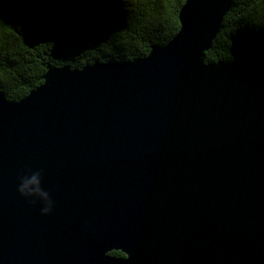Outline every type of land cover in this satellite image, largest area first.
Segmentation results:
<instances>
[{
  "label": "water",
  "instance_id": "1",
  "mask_svg": "<svg viewBox=\"0 0 264 264\" xmlns=\"http://www.w3.org/2000/svg\"><path fill=\"white\" fill-rule=\"evenodd\" d=\"M231 6L185 0L145 57L0 94V264H264V68L205 62ZM34 170L47 217L16 191Z\"/></svg>",
  "mask_w": 264,
  "mask_h": 264
},
{
  "label": "trees",
  "instance_id": "2",
  "mask_svg": "<svg viewBox=\"0 0 264 264\" xmlns=\"http://www.w3.org/2000/svg\"><path fill=\"white\" fill-rule=\"evenodd\" d=\"M185 0H24L12 24L0 20V94L19 101L50 68L145 57L177 34ZM264 68V0H232L206 63ZM111 255L123 257L121 252Z\"/></svg>",
  "mask_w": 264,
  "mask_h": 264
},
{
  "label": "clouds",
  "instance_id": "3",
  "mask_svg": "<svg viewBox=\"0 0 264 264\" xmlns=\"http://www.w3.org/2000/svg\"><path fill=\"white\" fill-rule=\"evenodd\" d=\"M16 191L28 203L38 206L42 217L49 216L55 207L50 192L42 187L41 170L29 171L18 178Z\"/></svg>",
  "mask_w": 264,
  "mask_h": 264
},
{
  "label": "rangeland",
  "instance_id": "4",
  "mask_svg": "<svg viewBox=\"0 0 264 264\" xmlns=\"http://www.w3.org/2000/svg\"><path fill=\"white\" fill-rule=\"evenodd\" d=\"M113 252H119V251H113ZM123 254V253H122ZM111 255V254H110ZM124 255V254H123ZM111 256H114V255H111ZM114 257H117V256H114ZM124 257V256H123Z\"/></svg>",
  "mask_w": 264,
  "mask_h": 264
}]
</instances>
